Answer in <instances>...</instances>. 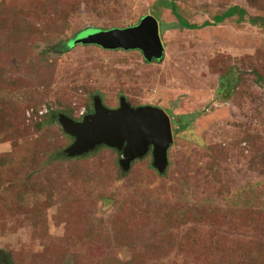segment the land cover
Listing matches in <instances>:
<instances>
[{"label": "rangeland", "instance_id": "374dc122", "mask_svg": "<svg viewBox=\"0 0 264 264\" xmlns=\"http://www.w3.org/2000/svg\"><path fill=\"white\" fill-rule=\"evenodd\" d=\"M160 1L0 0V250L11 264H264V0H174L176 15ZM235 5L242 18L215 23ZM148 15L159 61L87 39ZM96 96L171 114L165 173L151 152L127 172L106 145L65 153L73 137L58 112L81 120ZM179 115L190 123L175 131Z\"/></svg>", "mask_w": 264, "mask_h": 264}, {"label": "water", "instance_id": "95a60500", "mask_svg": "<svg viewBox=\"0 0 264 264\" xmlns=\"http://www.w3.org/2000/svg\"><path fill=\"white\" fill-rule=\"evenodd\" d=\"M156 22L154 16L148 15L138 26L117 29L113 35H91L87 39L106 49H138L146 60L159 61L164 57L165 48ZM148 23H151L152 30H149ZM93 109L81 120L59 113L58 120L63 130L73 137L72 144L64 150L68 156H82L106 145L122 153L119 163L123 171H129L136 159L149 152L158 172L163 174L167 171L173 130L171 117L164 109L153 105L135 107L123 96L117 108L107 107L102 98L96 96ZM0 264H11L9 256L1 250Z\"/></svg>", "mask_w": 264, "mask_h": 264}, {"label": "trees", "instance_id": "16d2710c", "mask_svg": "<svg viewBox=\"0 0 264 264\" xmlns=\"http://www.w3.org/2000/svg\"><path fill=\"white\" fill-rule=\"evenodd\" d=\"M162 6H164V7H167V8H170L171 10H172V12H174L175 13V15L178 13V10H177V5H176V3L174 2V0H172V1H167V0H161L160 2H159ZM235 13H239L240 14V18H242L243 17V15H244V13H245V11H244V9H241V7H239V6H237V5H235V6H231L227 11H225V12H223L222 14H220V15H216L215 17H214V21H215V23H219V22H222L226 17H229V16H232V15H234ZM179 14V13H178ZM151 16H153V15H151ZM178 17V16H177ZM180 21V23L179 24H181V25H183V26H186V27H190V28H199V26L197 25V24H190V23H188L186 20H183L182 18H180L179 19ZM201 25H204V26H208V25H211V23L210 22H204V23H202ZM81 32H84V31H81ZM80 33V32H79ZM79 33H77L76 35H78ZM71 43L72 42H70L68 45H66L67 47H69L70 45H71ZM103 48V47H102ZM165 54V53H164ZM222 81V83L220 84L221 86L219 87V90L220 91H222V92H225V94H230L231 92H232V89L234 88L233 87V85H234V83H232V81H227V79H223V80H221ZM94 111V109H93V106H92V108H90V109H88L87 111H86V113L85 114H87V113H90V112H93ZM59 113H65V114H67L68 116H70V117H72L71 115H70V113L69 112H66V111H61V112H58V114ZM170 116H171V114H170ZM73 118V117H72ZM188 118H190V116H188ZM73 119H75V118H73ZM183 119H184V116H178V117H176V119L175 118H173L172 119V122H176L177 124H178V127H177V129H175V131H179V130H185V129H187L188 128V126H189V123H190V121H185V122H183ZM75 120H79V119H75ZM113 149H115V148H113ZM115 150H117V149H115ZM169 163H170V161H169ZM154 167V166H153ZM168 167H169V165H168ZM168 167H167V170H168ZM155 168V167H154ZM156 169V168H155ZM157 170V169H156ZM158 171V170H157Z\"/></svg>", "mask_w": 264, "mask_h": 264}]
</instances>
